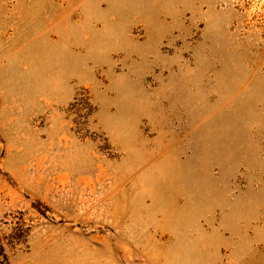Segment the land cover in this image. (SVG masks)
<instances>
[{"label": "rangeland", "instance_id": "obj_1", "mask_svg": "<svg viewBox=\"0 0 264 264\" xmlns=\"http://www.w3.org/2000/svg\"><path fill=\"white\" fill-rule=\"evenodd\" d=\"M0 264H264V0H0Z\"/></svg>", "mask_w": 264, "mask_h": 264}]
</instances>
